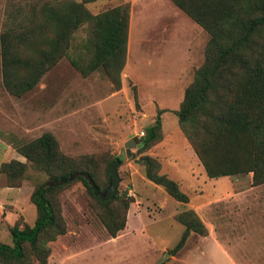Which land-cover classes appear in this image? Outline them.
<instances>
[{"label":"rangeland","instance_id":"374dc122","mask_svg":"<svg viewBox=\"0 0 264 264\" xmlns=\"http://www.w3.org/2000/svg\"><path fill=\"white\" fill-rule=\"evenodd\" d=\"M115 6L127 9L126 50L117 89L102 67L83 76L71 63L75 59L85 66L92 57L95 36L85 13L93 15ZM70 15L79 23L67 19ZM204 21L212 23L208 13ZM212 29L221 42L238 33L229 22L213 23ZM2 35L8 53L21 59H37L55 42L54 55L64 53L56 56L30 89L14 95L3 83ZM244 49L251 64H259L257 69L264 74V29L254 32ZM214 51L208 30L171 0H0V243L11 245L13 225L21 228L33 223L35 208L29 197L38 185L52 183L48 172L22 156L18 147L49 132L62 154L56 163L64 170L90 172L103 191L107 164L117 157L124 141L143 137L157 110L165 109L155 140L142 152L137 151L138 145L130 148L116 168L118 198L109 209L115 213L113 221L119 224L123 219L124 226L114 237L100 219L105 209L80 180H74L47 194L64 230L51 240L45 234L40 237L37 245L42 257L23 244L20 261L0 259V264H179L187 250H194L208 236L236 247L237 258L263 264L264 255H252L251 249L253 233L264 230V137L255 153L263 155L257 167L259 181L252 171L209 178L174 115L186 88L196 81V71L213 64ZM130 57L131 73L127 70ZM9 71L13 83L32 78L31 69L18 64ZM223 73L229 81L220 82L218 74L214 76L203 108L194 116L199 124L209 125L211 115L236 101L234 82L240 72ZM198 138L212 139L210 134ZM144 156L157 163L154 173L177 184L186 202L172 199L146 177ZM12 161L20 165L2 168ZM186 210L197 215L205 234L190 231L184 245L170 254L183 230L179 216Z\"/></svg>","mask_w":264,"mask_h":264},{"label":"trees","instance_id":"16d2710c","mask_svg":"<svg viewBox=\"0 0 264 264\" xmlns=\"http://www.w3.org/2000/svg\"><path fill=\"white\" fill-rule=\"evenodd\" d=\"M171 1L202 28L208 30L210 43L215 47L216 56L213 64L202 66L196 71V81L186 88L178 109L174 111L178 125L184 131L207 177L215 178L252 171L254 180L259 181L257 167L263 155L259 157L255 153L261 145L260 139L264 137V111L262 110L264 74L257 69L259 64H251L250 54L245 52L244 47L250 42L254 32L264 29V0ZM206 13L210 16L211 24L204 21ZM85 15L86 19L92 22L94 30L95 40L91 42L92 57L85 66H80L75 59H71V63L83 76L88 75L98 66L102 67L117 89L118 74L123 67L126 50L127 9L115 6L97 14L85 13ZM67 19L74 22V25L79 23L75 15H70ZM64 22L67 25L68 21L64 20ZM227 22L236 26L238 33L233 38L221 42L218 39V33L212 29L213 23ZM6 41L5 35H2L1 72L6 89L14 95H20L30 89L40 75L55 63L56 58L64 53L54 55L57 47L55 42L47 53L41 52L37 59H21L18 55L8 53ZM14 64L31 69L32 78L21 83L11 82L9 67ZM229 69L239 71L241 74L237 76L238 81L234 82L236 83L233 92L236 94V101L233 103L235 106L219 109L220 112L210 116L209 125L197 123L194 116L201 112L214 76L218 74L220 82H227L229 78L223 72ZM229 86V84L226 85V87ZM164 110H157L154 123L148 126L143 137L139 138L138 152L144 151L157 137L160 113ZM211 123L213 126L210 125ZM195 124V128L191 129V126ZM199 134H210L212 139L203 141L198 138ZM18 152L27 160L44 168L52 183L47 187L45 184H40L34 188L29 198L35 208V219L31 225L25 224L21 228L17 225L10 227L11 245L0 243V259L8 262L20 261L24 255L23 244H27L42 257L40 255L42 251L37 245L41 241L40 237L45 234L47 235L45 239L51 240L54 235L64 230L62 218L47 194L51 189H60L74 180H80L90 196L105 209L100 219L110 237H114L115 233L124 226L123 219L119 224L113 221L115 213L109 209L113 201L118 198L116 194L110 199H101L93 193L92 188L98 189V186L90 172L76 169L64 170L63 166L56 163L62 154L59 156L57 142L52 134L42 133L32 141L18 147ZM143 160L146 164L145 175L150 181L160 185L172 199L178 202L187 201L186 196L173 180L153 172L152 168L157 167L155 161H151L147 156H144ZM10 165L18 166L20 163L18 161L4 163L2 168L5 170ZM108 165L106 176H108ZM53 170L60 171L52 173ZM7 174L13 176L11 171ZM126 207L125 202L124 208ZM179 222L183 225V230L170 254H174L184 245L190 231L199 235L205 234V227L192 210L184 211L179 216ZM43 253L45 255V251Z\"/></svg>","mask_w":264,"mask_h":264},{"label":"crops","instance_id":"0c3cea01","mask_svg":"<svg viewBox=\"0 0 264 264\" xmlns=\"http://www.w3.org/2000/svg\"><path fill=\"white\" fill-rule=\"evenodd\" d=\"M130 62L132 63L131 57L129 58V63H127L128 65L130 64L127 70L131 73ZM262 234H264V230L261 233H257V230L253 233L252 240H254V243L251 250L254 251V254L252 253V255H264V236ZM246 254H249V252ZM237 255L236 247L232 245L228 247L215 238L208 236L204 237L194 250H187L182 255L179 264H250L248 261L237 258L239 257ZM262 263L264 264V261ZM252 264L259 263L255 261Z\"/></svg>","mask_w":264,"mask_h":264},{"label":"water","instance_id":"95a60500","mask_svg":"<svg viewBox=\"0 0 264 264\" xmlns=\"http://www.w3.org/2000/svg\"><path fill=\"white\" fill-rule=\"evenodd\" d=\"M137 145H139V139L136 136H132L128 138L123 143V147L120 149L118 155L116 158H114L108 165V184L104 188L103 191L98 190L97 188H92L93 193L98 195L101 199H110L115 191L116 187L119 182V178L116 172V168L118 164L121 162L122 159H124L125 154H129L130 148H135Z\"/></svg>","mask_w":264,"mask_h":264},{"label":"built area","instance_id":"2783aa9c","mask_svg":"<svg viewBox=\"0 0 264 264\" xmlns=\"http://www.w3.org/2000/svg\"><path fill=\"white\" fill-rule=\"evenodd\" d=\"M143 133L141 132L138 136H141Z\"/></svg>","mask_w":264,"mask_h":264}]
</instances>
